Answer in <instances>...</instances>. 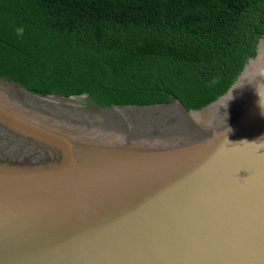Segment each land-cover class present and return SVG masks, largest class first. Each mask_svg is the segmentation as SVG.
Here are the masks:
<instances>
[{"label": "water", "instance_id": "water-1", "mask_svg": "<svg viewBox=\"0 0 264 264\" xmlns=\"http://www.w3.org/2000/svg\"><path fill=\"white\" fill-rule=\"evenodd\" d=\"M261 137L264 36L199 110L0 79V264H264Z\"/></svg>", "mask_w": 264, "mask_h": 264}, {"label": "trees", "instance_id": "trees-1", "mask_svg": "<svg viewBox=\"0 0 264 264\" xmlns=\"http://www.w3.org/2000/svg\"><path fill=\"white\" fill-rule=\"evenodd\" d=\"M262 36L264 0H0V79L94 106L199 110Z\"/></svg>", "mask_w": 264, "mask_h": 264}, {"label": "clouds", "instance_id": "clouds-1", "mask_svg": "<svg viewBox=\"0 0 264 264\" xmlns=\"http://www.w3.org/2000/svg\"><path fill=\"white\" fill-rule=\"evenodd\" d=\"M16 35L22 37L24 35V28L23 27H17L15 29ZM213 83H217V80H214ZM247 142V141H245ZM249 143V142H248ZM252 144L258 151L261 149H264V137H261L259 141L249 143Z\"/></svg>", "mask_w": 264, "mask_h": 264}]
</instances>
